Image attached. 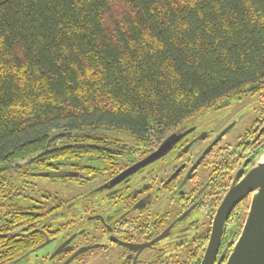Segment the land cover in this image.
<instances>
[{"label":"trees","instance_id":"trees-1","mask_svg":"<svg viewBox=\"0 0 264 264\" xmlns=\"http://www.w3.org/2000/svg\"><path fill=\"white\" fill-rule=\"evenodd\" d=\"M262 94L264 0H0V172L149 149Z\"/></svg>","mask_w":264,"mask_h":264},{"label":"flooded vegetation","instance_id":"flooded-vegetation-1","mask_svg":"<svg viewBox=\"0 0 264 264\" xmlns=\"http://www.w3.org/2000/svg\"><path fill=\"white\" fill-rule=\"evenodd\" d=\"M233 103L149 149L112 140L86 163L80 154L43 172L33 160L1 171L0 264H202L225 196L264 147V99L238 142L225 143L241 122L229 121ZM172 137L180 139L167 154L135 170ZM241 205L224 224L214 264H226L242 232Z\"/></svg>","mask_w":264,"mask_h":264},{"label":"water","instance_id":"water-1","mask_svg":"<svg viewBox=\"0 0 264 264\" xmlns=\"http://www.w3.org/2000/svg\"><path fill=\"white\" fill-rule=\"evenodd\" d=\"M179 139L172 137L167 140L156 153L135 166V170L167 154ZM248 197H251L248 214L226 264H264V151L248 171L243 168L237 174L215 217L213 233L202 264H214L226 220L231 211Z\"/></svg>","mask_w":264,"mask_h":264},{"label":"rangeland","instance_id":"rangeland-1","mask_svg":"<svg viewBox=\"0 0 264 264\" xmlns=\"http://www.w3.org/2000/svg\"><path fill=\"white\" fill-rule=\"evenodd\" d=\"M264 94L257 96L255 98L250 97H244L242 99V102H234L232 105L233 112L232 116H230V120L232 121L235 119V117L238 120L241 119V122L237 126V128L229 134L227 137L225 143L228 144H234L238 142L239 138L245 133L246 130L249 129L250 125L255 119V110L257 105H260L262 102V99H264ZM263 96V97H262Z\"/></svg>","mask_w":264,"mask_h":264}]
</instances>
